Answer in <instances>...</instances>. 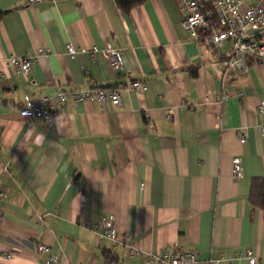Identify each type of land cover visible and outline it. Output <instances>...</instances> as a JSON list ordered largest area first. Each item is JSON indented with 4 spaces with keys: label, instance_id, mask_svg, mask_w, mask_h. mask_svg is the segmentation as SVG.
Segmentation results:
<instances>
[{
    "label": "crops",
    "instance_id": "obj_1",
    "mask_svg": "<svg viewBox=\"0 0 264 264\" xmlns=\"http://www.w3.org/2000/svg\"><path fill=\"white\" fill-rule=\"evenodd\" d=\"M0 12V264H147L178 252L195 253L196 264H248L250 252L264 264L262 212L247 202L251 179L264 175L263 60L221 83L229 42L197 45L175 0L127 14L112 0H0ZM106 44L120 51L117 72L87 54ZM25 55L33 65L22 75L9 60ZM134 81L142 93L125 90ZM90 86H120V105L67 101L48 121L17 115L24 97ZM108 218L142 257L97 241L90 228Z\"/></svg>",
    "mask_w": 264,
    "mask_h": 264
},
{
    "label": "built area",
    "instance_id": "obj_2",
    "mask_svg": "<svg viewBox=\"0 0 264 264\" xmlns=\"http://www.w3.org/2000/svg\"><path fill=\"white\" fill-rule=\"evenodd\" d=\"M57 0H24L26 6H33L38 3ZM177 10L181 15L180 27L183 32L197 44L208 46L213 49L220 48L224 42H229L227 55L219 62L218 72L221 83L233 81L242 74L248 63L264 61V39L256 34L248 35L247 31H260L264 28V3L256 2L250 7L242 9L238 0H175ZM67 56L72 59L76 54V49L71 44L64 47ZM42 51H39L41 54ZM90 59L99 55L106 60L113 72L121 69L120 51L112 48L109 44L100 49L91 48L87 51ZM9 63L22 75H27L33 65V58L25 55L19 58H12ZM120 86L100 87L90 86L83 90L63 91L58 89L54 95L36 100L33 97H24L22 103L18 105L17 115L22 119L40 118L48 121L53 111L62 106L65 102L83 103L85 101H96L102 111L115 109L120 105ZM130 93H142L145 85L142 82L134 81L126 88ZM238 96H241L239 93ZM228 93L222 90L220 101L226 100ZM257 112L262 113L263 109L259 105ZM149 129L152 124L148 123ZM260 131L264 133V123L260 126ZM240 143L245 141L244 131L237 133ZM239 160L233 161L231 167V177L240 176ZM2 193L0 192V198ZM98 242L109 241L114 245L122 246L128 258L142 257L141 254L130 243L129 235H118L113 220L111 218L99 220L91 226ZM36 252L41 255L48 254V247L45 244H38ZM245 259L248 264H254L255 259L246 252ZM147 264H196L197 257L193 252H178L173 255H147L143 258ZM50 264H57L55 257L48 256ZM107 264V263H103Z\"/></svg>",
    "mask_w": 264,
    "mask_h": 264
},
{
    "label": "trees",
    "instance_id": "obj_3",
    "mask_svg": "<svg viewBox=\"0 0 264 264\" xmlns=\"http://www.w3.org/2000/svg\"><path fill=\"white\" fill-rule=\"evenodd\" d=\"M115 6L123 13L127 12L134 6L141 5L146 0H112ZM5 12H0V18ZM257 36V35H256ZM247 202L251 209H257L262 212L264 222V175L251 179L247 194Z\"/></svg>",
    "mask_w": 264,
    "mask_h": 264
},
{
    "label": "water",
    "instance_id": "obj_4",
    "mask_svg": "<svg viewBox=\"0 0 264 264\" xmlns=\"http://www.w3.org/2000/svg\"><path fill=\"white\" fill-rule=\"evenodd\" d=\"M256 33H258V31H252V30L247 31L248 35H252V34H256Z\"/></svg>",
    "mask_w": 264,
    "mask_h": 264
}]
</instances>
